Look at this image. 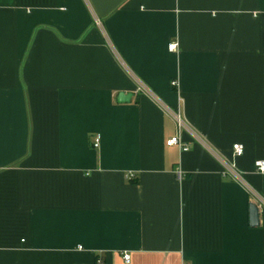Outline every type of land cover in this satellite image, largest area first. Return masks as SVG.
<instances>
[{
  "label": "crops",
  "instance_id": "crops-1",
  "mask_svg": "<svg viewBox=\"0 0 264 264\" xmlns=\"http://www.w3.org/2000/svg\"><path fill=\"white\" fill-rule=\"evenodd\" d=\"M258 160L264 0H0V264H264Z\"/></svg>",
  "mask_w": 264,
  "mask_h": 264
},
{
  "label": "built area",
  "instance_id": "built-area-1",
  "mask_svg": "<svg viewBox=\"0 0 264 264\" xmlns=\"http://www.w3.org/2000/svg\"><path fill=\"white\" fill-rule=\"evenodd\" d=\"M177 48H178V43L172 42L171 44H169V49L171 51H176ZM172 84L176 85L177 82L173 81ZM174 116H175V119L177 122L178 131H177V134L175 136H173L167 140V145H169V146L179 145L183 150L186 151L189 149V147H188V145L184 144L183 140H182V130L186 128L185 127L186 126L185 121H184L180 111L174 112ZM99 139H100V136L98 135L95 139L96 144H98ZM244 150H245V148H244L243 144H241V143L233 144V151H234L235 156L242 155L244 153ZM223 162L225 165L224 174H230L233 178L240 180V181L244 180L242 173L236 168L235 163L228 162L226 160H224ZM256 168H257L258 172L263 173L264 172V160L256 161ZM181 176H182V173L179 171V177H181ZM129 177H133V173H130ZM253 194H254L255 198L257 199L256 202L259 203L258 205H262V203H263L262 197L257 192H253ZM123 259L125 260V262L129 263L130 262V255L128 253H124ZM97 262H98V264L103 263L102 259H98Z\"/></svg>",
  "mask_w": 264,
  "mask_h": 264
},
{
  "label": "water",
  "instance_id": "water-1",
  "mask_svg": "<svg viewBox=\"0 0 264 264\" xmlns=\"http://www.w3.org/2000/svg\"><path fill=\"white\" fill-rule=\"evenodd\" d=\"M132 98V93H124L121 92L118 96V101L119 102H129ZM259 207L252 203L250 205V220H251V225L255 226L259 223Z\"/></svg>",
  "mask_w": 264,
  "mask_h": 264
}]
</instances>
